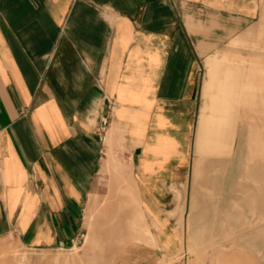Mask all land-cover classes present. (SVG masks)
I'll return each instance as SVG.
<instances>
[{
	"label": "crops",
	"instance_id": "crops-1",
	"mask_svg": "<svg viewBox=\"0 0 264 264\" xmlns=\"http://www.w3.org/2000/svg\"><path fill=\"white\" fill-rule=\"evenodd\" d=\"M259 8L0 0V234L58 247L84 233L109 240L108 264L176 262L203 59Z\"/></svg>",
	"mask_w": 264,
	"mask_h": 264
},
{
	"label": "rangeland",
	"instance_id": "rangeland-1",
	"mask_svg": "<svg viewBox=\"0 0 264 264\" xmlns=\"http://www.w3.org/2000/svg\"><path fill=\"white\" fill-rule=\"evenodd\" d=\"M202 74L183 244L168 264H264V0L245 28L204 57ZM108 156L124 179L123 157ZM127 218L115 246L128 239ZM108 245L88 236L70 249L29 247L6 232L0 264H108Z\"/></svg>",
	"mask_w": 264,
	"mask_h": 264
},
{
	"label": "built area",
	"instance_id": "built-area-1",
	"mask_svg": "<svg viewBox=\"0 0 264 264\" xmlns=\"http://www.w3.org/2000/svg\"><path fill=\"white\" fill-rule=\"evenodd\" d=\"M108 121H109V118H108V116L107 115H105V116H103L102 118H101V125H100V128L102 129V130H104V128H105V126L108 124ZM79 237L75 240V242H72L70 245H65V244H63V242H59L58 243V247L59 248H66V249H70V248H72V247H76V245H78V244H80V243H82L83 242V240H84V233H80L79 235H78Z\"/></svg>",
	"mask_w": 264,
	"mask_h": 264
}]
</instances>
